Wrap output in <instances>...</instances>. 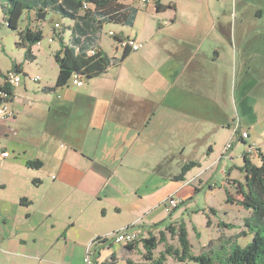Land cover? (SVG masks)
<instances>
[{
    "label": "crops",
    "instance_id": "crops-1",
    "mask_svg": "<svg viewBox=\"0 0 264 264\" xmlns=\"http://www.w3.org/2000/svg\"><path fill=\"white\" fill-rule=\"evenodd\" d=\"M223 1L218 11L208 5L205 16L199 0H157L167 6L160 12L149 2L146 20L137 26L138 8L119 0L136 9L132 26L105 25L119 28L110 31L111 38L133 39L140 48L102 74L83 79L80 87L68 81L52 91L58 71L54 78L45 72L30 75L35 61L15 62L23 75L7 103L14 117L0 120V150L9 154L0 163V192H11L0 194V264L4 255L21 254L15 252L21 249L31 255L18 256L43 264H69L77 254L85 256L90 245L95 264L109 249L114 251L107 262L131 260L140 243L129 251L96 239L125 223L146 238L149 230L155 234L169 223L184 222L192 188L195 193L208 188L204 212L216 219V212L224 214V224H242L250 215L226 200L219 209L210 205L221 190L205 175L220 165L221 186L237 192L242 182L231 177L229 167L220 169L221 160L226 166L232 162L244 179L240 169L247 147L256 149L248 157L252 164L259 166L264 156V0ZM99 46L111 58L124 53L120 46L106 51L101 38ZM35 76L38 82L30 80ZM243 132L247 139L241 138ZM235 152H242L240 167ZM33 161L41 166L26 165ZM189 161L199 167L175 181ZM169 196L184 205L167 212L163 202ZM94 204L103 220L109 210L116 222L102 231L80 224ZM124 214H129L126 220ZM159 223L163 226L152 227ZM218 228L219 236L209 242L236 238V232Z\"/></svg>",
    "mask_w": 264,
    "mask_h": 264
},
{
    "label": "trees",
    "instance_id": "trees-1",
    "mask_svg": "<svg viewBox=\"0 0 264 264\" xmlns=\"http://www.w3.org/2000/svg\"><path fill=\"white\" fill-rule=\"evenodd\" d=\"M5 4L3 7L4 21L6 26L11 30H18L21 18L25 16V25L20 30V41L16 43L17 47L24 49V62H34L36 57L32 52V48L39 44L43 38L42 32L38 28H33L30 24L32 21L38 22L45 20L49 13L58 14L61 17L67 18L72 25L68 27L69 36L66 43L63 42V31L58 32L52 30L59 43L60 48L54 51V61L58 66V76L52 91L67 85L73 74L83 79L94 78L111 66L116 65L123 60L129 48L124 50L120 59L111 58L103 53L99 46L100 32L105 24H118L123 26H132L136 9L119 3V0H2ZM86 1L92 7L88 10H82V4ZM138 1V0H135ZM152 2V1H151ZM157 11L164 10L167 6L160 5L157 0L153 1ZM149 3V2H148ZM30 15H33L31 20ZM114 39V38H113ZM127 39V38H126ZM120 43L121 39H114ZM92 48H97L98 52L94 55H89ZM9 71L16 74H21V65L12 64ZM8 71V72H9ZM7 74V73H6ZM6 74L0 72V77L3 78V83L0 84V106L8 103L13 96L15 87L6 82ZM4 95V96H3ZM260 165L256 166L250 162L247 156L244 157V164L241 171L244 174V185L241 190L238 188V199L232 198L228 191L226 192L227 203H234L243 209L249 211L250 215L243 220V225L249 233L253 235L251 243L245 247L237 245L239 236L245 235V232H239L235 237L229 238L226 243L209 242L204 253L194 256L190 252V245L187 239V231L183 221L164 226L163 231H158L157 235L149 230L146 238H139L129 245L124 247L131 251L135 244L141 243L143 247L142 262L126 260L127 264H161L165 260V255H172L178 261L184 262L190 260L198 264H264V156H260ZM26 165L30 168H39L41 162H27ZM199 167L197 161H189L181 166L178 175L174 176L175 181H183L185 175L192 169ZM160 169V166L156 169ZM241 187V185H240ZM184 202L171 213L182 207ZM171 216V214H170ZM169 216V218H170ZM209 224V221L207 222ZM163 224H155L152 227L157 228ZM221 227H232L230 224L219 225ZM132 229V228H128ZM167 234L175 238L179 248H174L167 241ZM96 241L109 242L102 238ZM160 244L164 250L157 260H153V250ZM226 246L230 250L220 259H214L211 251L223 249ZM103 264H111L105 262Z\"/></svg>",
    "mask_w": 264,
    "mask_h": 264
},
{
    "label": "rangeland",
    "instance_id": "rangeland-1",
    "mask_svg": "<svg viewBox=\"0 0 264 264\" xmlns=\"http://www.w3.org/2000/svg\"><path fill=\"white\" fill-rule=\"evenodd\" d=\"M126 3H131L134 4L137 8H138V17H137V26H140L143 24V21L146 20V13H145V4H142L140 2H135L134 0H123ZM172 1H176V0H172ZM180 2V4L182 2H185L186 0H178ZM200 3H197L199 7H201L204 16L208 14V10L207 7L208 5L211 6V10H220L223 9L225 7V1H220L216 3V0H199ZM148 5H153V3H149ZM5 6L4 2L2 0H0V72L2 74H6L12 64L14 62L16 63H26V61L24 62V49H21L19 47H17L16 43H18L20 41L19 38V32L20 30L24 27L25 25V16L23 18H21V21L19 23V29L14 31L9 29L4 21V13H3V7ZM169 13H167L164 16H168ZM31 20H33V15H30ZM55 23H58L61 26V30L63 31V42L66 43L68 40V36H69V30H68V26L67 24L70 23V21L67 18L61 17L58 14H54V13H49L47 15V17L45 18V20H41L38 22L32 21L31 22V26L33 28H38L43 35V38L41 40V42L37 45L34 46L33 48V52L36 55V59L34 60L35 63L32 64L30 66V68L27 70V72L32 73V75H39L42 77V72H45L47 77H51L54 78L55 74L58 71V66L54 61V57H53V53L54 50L58 47H60L61 43H59L58 38L55 39V41L53 43H49V39H54L56 37L55 33L51 30L53 27V25ZM148 25L150 26L151 23L148 22ZM264 25V23H263ZM253 27H256V25L253 24ZM175 28H178V26H176ZM119 28L117 26L114 25H105L102 29V31L100 32V38H101V43L104 47V49L106 51H110L112 48H114L115 46H119L118 43L116 41H114L113 38H111L109 36V32L110 31H114V30H118ZM114 45V46H113ZM28 64V63H27ZM34 71V72H33ZM3 78L0 77V84L3 83ZM6 122V121H5ZM238 152V151H237ZM235 152V153H237ZM239 155V160H238V166L240 167L242 165V152L237 153ZM211 164H216V161L211 163ZM221 167H229L232 171V178L235 179V181L237 182H242L241 185H244V179L240 178L241 177V172H239V170L237 171L235 168H233V163L232 162H228L227 166L225 164V158H223L221 160ZM202 166L203 169L206 167ZM220 166V165H219ZM219 166H217L214 170H209L206 172V176H210L211 180L213 182H216V186L220 187V192H214L213 196H214V200L212 203L209 202L210 205H212L213 207L215 206L217 209H219V204L221 205H225L224 201L227 199V195L224 192L225 189L229 190V194L231 196H235L237 194V192H235L236 190L232 191V189H230L229 187H222L221 183L224 181V177L222 176L221 172L218 170ZM212 172H217L214 173L213 176H211ZM191 176L189 175L188 178H190ZM205 185V184H204ZM238 185V184H237ZM206 190H208V188L204 187V190L201 192H194V188H192L191 193L193 199L191 198L190 200H188L189 202L192 201L190 204L189 202H187V207H188V211L184 213V216L182 217V219H184V225L187 231V239L190 245V252L192 255L197 256L199 254L204 253V251L206 249H203L204 247H207L209 240L210 239H214L216 237L219 236V228L218 225H223V221H225V215L220 213V212H216L215 213V217L212 214H209L207 212H204V208H205V203H206V196L205 194L207 193ZM1 195H9L11 194L10 189H7L4 192H0ZM237 199L238 196L236 195ZM188 199V198H187ZM80 211V210H79ZM111 211H107V218L105 220L102 219L101 217V212H100V206L94 204L92 205V207L90 209H88L86 211L85 214H83L80 217V224H90L92 225V229H94L95 227H99L102 230H104V227H109L112 224H114L116 222L114 215H110ZM208 214V215H207ZM122 218V220H126V217L129 216V214H124ZM179 215H177L178 217ZM188 216V217H187ZM209 217H211L212 219V224L211 226H209L210 224H208L207 222L209 221ZM239 220V219H236ZM181 220H178L177 222L179 223ZM222 222V223H221ZM124 227L120 228L119 230H114V232L108 234L106 237V239L108 238H112V236L117 232V231H121L123 229H125V227H127L126 225H129L128 223L123 224ZM232 227L228 228V227H222V230L227 232L228 234H233L234 232H236V234L239 233V231L243 230L245 232V235H241L239 236L238 240H237V245L240 247H245L248 243H251L252 239H253V235L251 233H249L247 231V229L245 228V226L242 224H233L231 225ZM157 235V233H156ZM167 241L169 244L173 245L174 248H179L178 242L175 241V238L170 237L169 234H167ZM104 238V237H102ZM16 244V243H15ZM91 245L87 248L86 250V254L85 256H82V253L79 255L77 254L75 257H73L72 259L68 260L69 264H84V258L90 254L91 252ZM110 251L107 252L106 254L104 253L105 251L101 252V256L102 258H100L97 261V264H103L106 262V260H110V255L111 253L114 251V249H109ZM164 247L162 244H160L159 246L156 247V249L153 250V260H157L160 256V254L163 252ZM230 250L229 246H226L223 249H215L211 251L212 257H214V259H220L224 256V254H226L228 251ZM16 253H21V254H16L13 256H6L4 255L5 261L4 264H43L39 261H35L30 258H25V257H21L18 255H31L29 253V251H25L23 249L16 251ZM143 253V247L142 244L140 243V245L138 246V249L135 250V252L131 255V260L132 261H137V259H139V262H142L141 259V255ZM104 256V257H103ZM110 263V262H109ZM3 264V263H2ZM115 264H127L126 261H121L119 263H115ZM150 264H155V263H150ZM161 264H198L196 262L190 261V260H186L184 262H180L178 261L174 256L172 255H165V260L161 263Z\"/></svg>",
    "mask_w": 264,
    "mask_h": 264
},
{
    "label": "built area",
    "instance_id": "built-area-1",
    "mask_svg": "<svg viewBox=\"0 0 264 264\" xmlns=\"http://www.w3.org/2000/svg\"><path fill=\"white\" fill-rule=\"evenodd\" d=\"M153 2L154 0H138V2L142 3V4H147L148 2ZM92 7L91 4L87 3L86 1L83 2L82 4V10H88ZM61 26L57 23L54 24L51 30H55V32H58V30H60ZM109 36L113 37L115 36L113 32H109ZM54 40L53 39H49V43H53ZM118 45L125 50L126 48H129L131 52H137L140 48V44L138 42H136L133 39L127 38V39H122V41L120 43H118ZM98 52L97 48H92L89 51V55H94ZM22 80V75L21 74H16L13 71H9L6 74V82L10 85H12L13 87H17L19 86V84L21 83ZM31 81L33 82H38L40 80L39 76H35L33 78H30ZM70 81L72 82V84L76 87H80L82 86V79L79 78L78 76H76L75 74L72 75ZM4 96V95H3ZM14 114L13 112L7 107V103L2 104L0 106V120H4V119H10L13 118ZM241 138L242 139H247L248 135L246 132H243L241 134ZM230 148V144H227L226 148H225V152L227 151V149ZM256 155V149L253 146H248L247 150H246V156L250 157V156H255ZM9 157L8 152L0 150V163L5 160L6 158ZM182 203V201L180 199H178L177 197H172L169 196L167 197L163 204L164 207L166 209L167 212H171L174 209L178 208L180 206V204ZM142 234L141 231L139 229H128L125 228L121 231L116 232L112 238H108L104 237L102 238L103 240H107V241H113L114 243H118V244H122V245H129L131 243H133L135 240L141 238ZM84 264H95L92 259L90 258V255L88 254L85 258H84Z\"/></svg>",
    "mask_w": 264,
    "mask_h": 264
}]
</instances>
